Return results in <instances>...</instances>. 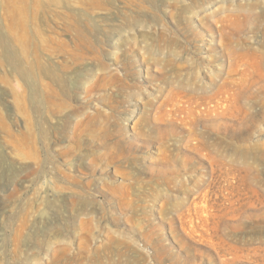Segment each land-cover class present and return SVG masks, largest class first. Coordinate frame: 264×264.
<instances>
[{"label":"rangeland","instance_id":"374dc122","mask_svg":"<svg viewBox=\"0 0 264 264\" xmlns=\"http://www.w3.org/2000/svg\"><path fill=\"white\" fill-rule=\"evenodd\" d=\"M0 264H264V0H0Z\"/></svg>","mask_w":264,"mask_h":264}]
</instances>
